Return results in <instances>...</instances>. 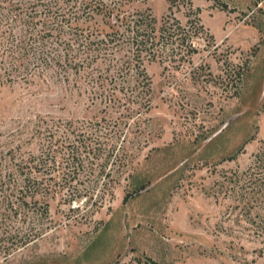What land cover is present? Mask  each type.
<instances>
[{
	"label": "rangeland",
	"instance_id": "374dc122",
	"mask_svg": "<svg viewBox=\"0 0 264 264\" xmlns=\"http://www.w3.org/2000/svg\"><path fill=\"white\" fill-rule=\"evenodd\" d=\"M0 264H264V0H0Z\"/></svg>",
	"mask_w": 264,
	"mask_h": 264
},
{
	"label": "trees",
	"instance_id": "16d2710c",
	"mask_svg": "<svg viewBox=\"0 0 264 264\" xmlns=\"http://www.w3.org/2000/svg\"><path fill=\"white\" fill-rule=\"evenodd\" d=\"M95 3H97V2H95ZM97 4L100 5V3H97ZM119 4H121V2H119ZM120 6H118V7H120ZM105 10H106L105 13L107 12L108 14H112L113 11H114L113 8H110L107 5L105 7ZM117 15L118 14H115L114 15L116 21H118V20H120V21L125 20V21H128V23L130 24V26L128 27V29L131 31L130 37H131L132 45L136 46V49L139 48L137 51H138V53H141L142 48H140V47H142L144 45H147L149 42H152L151 39H154L155 36L154 37L151 36V39L150 40H148V38L144 39V38L140 37V35H141L140 31L142 29H141V22L139 21V19H137V18L135 19L134 17L133 18H129V19H127L128 17L127 18L126 17L125 18H123V17L122 18H119V16H117ZM16 16H17V18H19V15L13 14V16H11L12 20H15L16 19ZM160 33H162V32H160ZM138 43H140V44H138ZM139 45H140V47H138ZM31 49H32V47L29 46V50H31ZM25 52L29 53L28 50H26ZM23 54H25V53H23ZM139 55L140 54H138L137 56H139ZM32 56H33V58H41L42 57V56H36L34 53H32ZM137 74L138 75L141 74L143 77H145L146 82H147L145 84L146 85V89H147V92H149V89H150L149 88V80H148L149 78H148L146 72L144 71V69L143 68H139L137 70ZM20 168H21V165L20 164H18V165L16 164L15 168H13L11 172L14 173V174H16V175H21V174H23V172L20 170ZM30 175L32 176V178H29ZM36 178L37 177L32 174V169H29L28 172H26V175L21 178V179H24V180H22V181H24L23 186H21L20 184H18V187H20L18 189H22L30 181H32L34 183V181L36 180ZM15 189H17V186L11 188V191L13 192ZM126 199L127 198L125 197V200ZM46 210L47 209L45 207V211Z\"/></svg>",
	"mask_w": 264,
	"mask_h": 264
}]
</instances>
